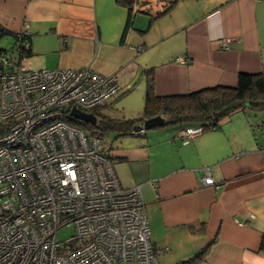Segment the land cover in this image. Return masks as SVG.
Listing matches in <instances>:
<instances>
[{"label":"crops","instance_id":"crops-1","mask_svg":"<svg viewBox=\"0 0 264 264\" xmlns=\"http://www.w3.org/2000/svg\"><path fill=\"white\" fill-rule=\"evenodd\" d=\"M147 1L149 13L136 6L132 13L118 0H0V27L30 34L34 69L92 67L110 76L136 65L101 108L112 118L142 115L152 69L158 96L235 87L240 74L264 72V0H178L161 17L172 0ZM11 35L4 38L13 47ZM183 129L106 143L121 185H142L153 243L164 250L160 263L207 249L200 264H264V112H238L188 143ZM206 171L212 187L202 183Z\"/></svg>","mask_w":264,"mask_h":264},{"label":"built area","instance_id":"built-area-1","mask_svg":"<svg viewBox=\"0 0 264 264\" xmlns=\"http://www.w3.org/2000/svg\"><path fill=\"white\" fill-rule=\"evenodd\" d=\"M228 44L220 41L223 49ZM2 65L0 264H161L164 250L153 243L142 185L124 188L104 138L74 117L116 98L136 65L110 76L92 67L34 69L8 55ZM204 132L189 127L180 136L188 143ZM133 134L144 136L145 125ZM202 183L214 186L208 171ZM68 227L75 235L58 240Z\"/></svg>","mask_w":264,"mask_h":264},{"label":"trees","instance_id":"trees-1","mask_svg":"<svg viewBox=\"0 0 264 264\" xmlns=\"http://www.w3.org/2000/svg\"><path fill=\"white\" fill-rule=\"evenodd\" d=\"M177 1L172 0L169 5L167 4L168 6L165 5L158 17L167 14ZM118 4L132 13L136 4L140 7L138 11L143 13H149L152 5L147 3V0L135 2L132 0H118ZM131 26L132 21L130 19L126 30ZM8 35L11 34L0 27V41ZM11 36L14 38L13 47L10 50L0 47V70H3L2 57L4 56L8 55L13 64H19L23 59H29L32 55L30 35L22 32ZM145 77V105L139 118H112L104 115L100 109H95L91 115L96 119V124L85 121L79 122V124L100 138L112 134L119 137H136L133 134L134 131L145 125L148 120L156 117L166 119L165 127L184 126V129H186L202 126L205 131H208L220 129L225 121L238 112L247 110L264 112V72L240 74L235 87L216 86L184 95L172 96H158L156 94L154 69L146 71ZM261 248L264 250V233ZM207 252L206 249L178 264H200L204 261Z\"/></svg>","mask_w":264,"mask_h":264},{"label":"water","instance_id":"water-1","mask_svg":"<svg viewBox=\"0 0 264 264\" xmlns=\"http://www.w3.org/2000/svg\"><path fill=\"white\" fill-rule=\"evenodd\" d=\"M74 117L76 119L85 121V122H91L93 124H96V119L92 115H85L80 113H74ZM166 126V119L163 117H156L154 119L148 120L145 123V130L151 131L154 129L162 128Z\"/></svg>","mask_w":264,"mask_h":264},{"label":"rangeland","instance_id":"rangeland-1","mask_svg":"<svg viewBox=\"0 0 264 264\" xmlns=\"http://www.w3.org/2000/svg\"><path fill=\"white\" fill-rule=\"evenodd\" d=\"M1 45H2L1 47L5 48L7 50L11 49V44L9 43V41L6 38H4L2 40ZM88 133H91V132L88 131ZM114 137L115 136L113 134L112 135H106V136H104V142L107 144H110L111 142H114ZM74 235H75V228L68 227V228H63L62 230H60L57 234V238H58V240H66V239L71 238Z\"/></svg>","mask_w":264,"mask_h":264}]
</instances>
